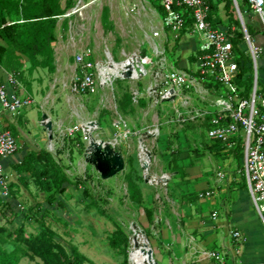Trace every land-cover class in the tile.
<instances>
[{
	"label": "rangeland",
	"instance_id": "rangeland-1",
	"mask_svg": "<svg viewBox=\"0 0 264 264\" xmlns=\"http://www.w3.org/2000/svg\"><path fill=\"white\" fill-rule=\"evenodd\" d=\"M60 1L64 14L57 19L55 31L56 70L51 73L40 68L35 79L40 109L50 118L43 124L48 127L52 122L53 126L52 141L42 150L50 152L67 177L80 185H66L67 191L58 194L53 204L47 203V194L32 183L23 194L16 188L9 190L7 198L0 197V228L7 232L0 233L4 241L0 244L16 247L8 233L20 229L26 236L39 233L44 216L58 240L67 249L76 246L89 259L88 264H122L123 255L109 245V237L117 228L129 237V264H138L137 255L144 254L145 244L152 248L158 264H164L162 257L174 264L168 241L185 230L190 204L198 199L195 186L209 181L207 187L211 188L218 174L230 172L232 166L241 176L239 164H228L225 156L207 143L200 123L192 128L165 126L173 104H165V111L160 113L151 101L145 107L134 99L127 103L125 96L134 98L132 93L137 90L138 100H142L143 92L136 82L116 79L90 95L71 91L77 73L75 56L84 49H92L94 60L105 66L109 60L121 63L133 55L155 59L154 41L161 42L153 37L161 29L162 17L156 10L162 6L159 1ZM253 23L261 25L259 18ZM201 43L199 36L187 33L174 59H180L181 67H189L187 58ZM167 44L171 48L174 40ZM244 47L249 52L248 45ZM25 80L26 76L22 81L28 83ZM151 81L152 77L143 83L147 86ZM191 96L195 104L205 105L198 94ZM161 124L159 137H143ZM128 131L135 134L128 136ZM144 150L151 161H144ZM107 160L115 161L111 163L115 174L103 177L97 164ZM174 170H178L176 175L164 179ZM130 180L140 187V203L131 199ZM85 190L90 197L84 195ZM33 261L42 264L39 259Z\"/></svg>",
	"mask_w": 264,
	"mask_h": 264
},
{
	"label": "built area",
	"instance_id": "built-area-1",
	"mask_svg": "<svg viewBox=\"0 0 264 264\" xmlns=\"http://www.w3.org/2000/svg\"><path fill=\"white\" fill-rule=\"evenodd\" d=\"M157 1L161 3L166 15L162 18L161 29L153 34L155 40L161 41L159 43L154 41L155 59L148 55H133L128 56L121 63L109 60L108 65L105 66L94 60L92 49H84L75 56L77 73L71 84V91L74 94L90 95L98 88L110 86L116 79L128 80V82H136L137 86L142 85V98L147 104L151 101L159 108L160 113L165 111V104H173L172 112L164 122L165 126L172 124L182 128L189 123L203 124L210 117L211 127L205 133V139L209 144L218 141L223 143L226 151H231L239 142L241 143L244 149L243 175L246 188L264 225V96L258 94V59L262 50L255 46L248 32L243 31L245 44L249 47L248 53L253 62V88L248 98H240L235 84L240 68L231 48V35L227 28L215 27L209 21V0ZM248 3L264 28V0H248ZM184 29L202 40L197 49L200 53L198 60L189 68L176 67L167 54V43L179 39ZM151 77L153 81L145 86L143 81ZM216 84L220 87L215 86ZM9 86L20 87L17 74L9 77L7 85H0L2 110L19 113L34 104L32 97L11 96ZM191 93L198 94L205 105L195 104ZM132 94L134 102L138 104L140 91H134ZM161 126L162 124L143 134V137H159ZM43 127L49 137H52V128L44 124ZM134 134L128 131V136ZM140 143L144 146L143 140ZM18 150L19 146L14 134L8 130H0L2 198L9 196V182L1 165V159L16 154ZM143 153H145L144 161H151V155H146L145 150ZM168 175L166 174L164 179L173 176V174ZM224 178L225 174L220 172L218 180L223 181ZM212 196L214 191L207 190L199 194V199ZM217 218L218 213L213 212L212 219L217 220ZM231 234L235 240H240V232L232 231ZM208 258L219 264H228L225 256L219 252H210Z\"/></svg>",
	"mask_w": 264,
	"mask_h": 264
},
{
	"label": "trees",
	"instance_id": "trees-1",
	"mask_svg": "<svg viewBox=\"0 0 264 264\" xmlns=\"http://www.w3.org/2000/svg\"><path fill=\"white\" fill-rule=\"evenodd\" d=\"M153 2V0H148ZM242 16L252 12L248 0H237ZM210 13L209 21L215 26L226 27L231 35V48L240 68V73L235 80L238 87L237 95L240 98H248L253 88V64L250 55L243 49L245 45L244 32L241 21L238 17L233 0H209ZM221 6H223L221 10ZM159 15L165 17V10L162 6H157ZM107 13V11H105ZM64 14V9L60 0H0V61L7 52L20 53L26 56L30 62V70L36 68L48 69L54 73L55 52L54 44L57 42L56 28L58 18ZM188 14V13H187ZM189 16V14H188ZM191 22V20H190ZM245 26L251 38L257 35L256 30L245 21ZM188 33L187 29L182 31L179 39L175 40L170 48L167 45V54L170 61L179 67L180 59H174L180 48L181 39ZM200 53L196 51L189 58L190 64L197 62ZM141 86L142 90V85ZM215 86L220 87L219 84ZM258 94L264 96V74L259 77ZM127 103L132 102V96H125ZM126 103V104H127ZM142 106L147 105V101L139 100ZM211 118L201 124L203 134L211 127ZM186 128H192L194 123L186 124ZM185 127V125L183 126ZM185 128V129H186ZM211 147L222 153H232L239 164L238 168L242 174L244 149L239 142L234 150L226 151L221 142L209 144ZM13 171L18 175V183L28 189L32 183L41 193L47 194V203L53 204L57 200L58 194L67 191L66 185L79 187L80 182H72L64 173L60 164L52 154L46 150L29 152L20 164L13 165ZM177 169V167H176ZM174 170L172 174H177ZM19 184L10 183L9 190L19 188ZM246 185V184H245ZM130 195L134 203L141 202V190L134 181H129ZM86 197H90L87 190L84 191ZM41 231L37 234L26 236L23 229L8 233L9 240L17 245L13 250L0 246V264H20V261L27 257L30 260L39 259L42 264H88L89 259L83 255L79 249L71 245L67 249L58 240L57 232L46 225L45 217L40 220ZM0 233H7L0 228ZM129 237L121 228H117L109 237V245L112 249L119 251L124 259L122 264H129L128 248ZM4 243V242H3Z\"/></svg>",
	"mask_w": 264,
	"mask_h": 264
},
{
	"label": "crops",
	"instance_id": "crops-1",
	"mask_svg": "<svg viewBox=\"0 0 264 264\" xmlns=\"http://www.w3.org/2000/svg\"><path fill=\"white\" fill-rule=\"evenodd\" d=\"M222 8L223 6H221V10ZM256 18L259 17L253 12L247 14L245 18L243 16V20L245 19L244 23L246 21L256 30L257 35L253 37V42L255 46L260 48L261 44L264 43V28L262 22L260 26L258 24L254 25L253 21ZM0 43L6 47L1 41ZM244 46L243 49L248 53ZM180 48L178 51H180ZM193 50L192 54L197 51V49ZM192 54L188 56V61ZM30 67V60L18 52H7L5 56H2V61H0V85H7L9 77L12 74H17L20 87L9 86L10 95L15 97L29 96L34 99V104L31 107L19 113L6 112L0 106V130L11 131L16 137L19 146L16 154L1 159V165L9 183L19 184L18 175L12 169L13 165L20 164L29 152L42 150L47 145L49 146L50 141H52V137H47L43 127L45 117L47 119L49 117L47 114H42L38 101L35 79L41 70L40 68H36L32 71ZM261 70H263V77L264 49L261 51L258 59L259 75ZM249 75L252 76V73ZM24 76H26L25 81H28V83L22 81L24 80ZM42 116L43 120L41 121ZM224 156L228 164L236 162L234 154L225 153ZM232 167L230 172L224 173V180L219 181L217 178L212 183L211 188L207 187L209 181H203L198 186H195L198 199L190 204L187 214L188 218L185 221V230L181 234L174 235V240L168 241L170 243L168 247L172 249V256L175 260L174 264H219L208 258L210 252L223 254L228 264H235L236 262L243 264H264V226L243 182L241 172L240 176L234 170V166ZM16 189L20 190L23 194L24 187L22 185L19 184V188ZM219 189H223L221 193ZM207 190L214 191V196L199 199V194ZM1 192L0 188V197ZM212 209H214L213 212L218 213L217 220L212 219V214L209 216ZM232 231L240 232V240L237 241L232 237ZM3 242L0 239V243ZM8 242L10 241L8 240ZM3 246L4 248L8 246V250L14 249L10 244H4ZM25 259L26 261H24ZM162 261L164 264H171V260H168L169 263H167L164 257H162ZM20 264H35V262L24 257L20 261Z\"/></svg>",
	"mask_w": 264,
	"mask_h": 264
},
{
	"label": "water",
	"instance_id": "water-1",
	"mask_svg": "<svg viewBox=\"0 0 264 264\" xmlns=\"http://www.w3.org/2000/svg\"><path fill=\"white\" fill-rule=\"evenodd\" d=\"M234 2V5H235V8H236V11H237V14H238V17L241 21V24H242V27H243V31L247 32V29H246V26H245V23H244V20H243V16L240 12V9H239V6H238V3H237V0H233ZM45 117V116H44ZM49 128H52V124H50L48 126ZM110 160H107L105 162H100L97 164V169L99 170V172L102 174L103 177H109L111 175H113V171H112V162L114 160H112V162L109 163ZM115 162V161H114ZM142 252L146 254L147 256V259L150 261L151 264H158L155 259H154V253H153V250L152 248H150L148 246V244H145L143 249H142ZM129 260H130V256H129Z\"/></svg>",
	"mask_w": 264,
	"mask_h": 264
},
{
	"label": "bare ground",
	"instance_id": "bare-ground-1",
	"mask_svg": "<svg viewBox=\"0 0 264 264\" xmlns=\"http://www.w3.org/2000/svg\"><path fill=\"white\" fill-rule=\"evenodd\" d=\"M110 70V69H109ZM46 120H47V117H45V124H46ZM94 125V124H93ZM95 149H96V153L99 152L98 151V146L97 145H94ZM92 155V154H91ZM95 157V156H94ZM120 170H121V167H120ZM119 170V171H120ZM112 171H113V174H115L114 170H113V165H112ZM145 238V237H144ZM145 254V253H144ZM139 254L137 255V258H138V264H151L150 261L147 259V256L146 254Z\"/></svg>",
	"mask_w": 264,
	"mask_h": 264
}]
</instances>
